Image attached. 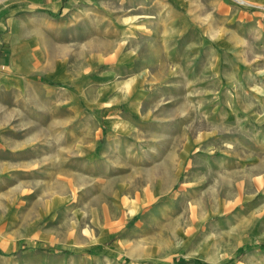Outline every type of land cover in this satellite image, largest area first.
<instances>
[{
    "label": "rangeland",
    "instance_id": "obj_1",
    "mask_svg": "<svg viewBox=\"0 0 264 264\" xmlns=\"http://www.w3.org/2000/svg\"><path fill=\"white\" fill-rule=\"evenodd\" d=\"M62 1L0 130V264H264V0Z\"/></svg>",
    "mask_w": 264,
    "mask_h": 264
},
{
    "label": "crops",
    "instance_id": "obj_2",
    "mask_svg": "<svg viewBox=\"0 0 264 264\" xmlns=\"http://www.w3.org/2000/svg\"><path fill=\"white\" fill-rule=\"evenodd\" d=\"M62 4V0H39L29 11H19L15 15L12 12L0 13V130L12 123L11 111H17V120L23 116L19 113L23 110L21 106L13 102L20 99L27 101L26 77L39 68L42 60L38 38L42 25L45 20L51 21L59 15ZM35 85L32 91L39 94L41 89ZM23 108L38 110V107H28L27 104ZM11 141L10 137L0 134V142Z\"/></svg>",
    "mask_w": 264,
    "mask_h": 264
},
{
    "label": "bare ground",
    "instance_id": "obj_3",
    "mask_svg": "<svg viewBox=\"0 0 264 264\" xmlns=\"http://www.w3.org/2000/svg\"><path fill=\"white\" fill-rule=\"evenodd\" d=\"M240 1H244V0H240ZM260 166V165H259ZM165 172V171H164Z\"/></svg>",
    "mask_w": 264,
    "mask_h": 264
}]
</instances>
